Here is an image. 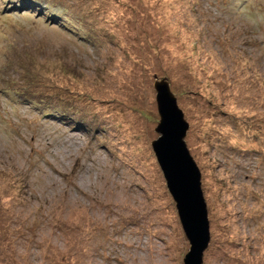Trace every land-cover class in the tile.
<instances>
[{"label":"rangeland","instance_id":"1","mask_svg":"<svg viewBox=\"0 0 264 264\" xmlns=\"http://www.w3.org/2000/svg\"><path fill=\"white\" fill-rule=\"evenodd\" d=\"M163 79L202 264H264V0H0V264H185L152 148Z\"/></svg>","mask_w":264,"mask_h":264},{"label":"water","instance_id":"2","mask_svg":"<svg viewBox=\"0 0 264 264\" xmlns=\"http://www.w3.org/2000/svg\"><path fill=\"white\" fill-rule=\"evenodd\" d=\"M154 87L160 116L155 130L160 135L152 141V148L189 240L184 263L202 264V254L210 239L209 220L201 173L184 139L188 123L166 79L155 82Z\"/></svg>","mask_w":264,"mask_h":264},{"label":"trees","instance_id":"3","mask_svg":"<svg viewBox=\"0 0 264 264\" xmlns=\"http://www.w3.org/2000/svg\"><path fill=\"white\" fill-rule=\"evenodd\" d=\"M46 1H50V0H46ZM32 2H34V1H30L29 4H30L32 7H34V6L37 7V5H36V4H32ZM46 93H47L48 95H53L51 92H44V95H45V96H47ZM61 100H64V101L66 102V99H65V98H61V99L58 98V99H57V101H61ZM64 101H63V103H65ZM61 102H62V101H61ZM58 114H59V113H58ZM57 116H58V115H57Z\"/></svg>","mask_w":264,"mask_h":264}]
</instances>
